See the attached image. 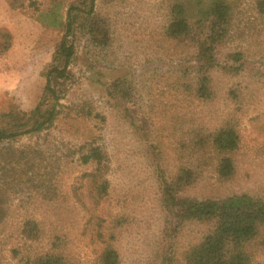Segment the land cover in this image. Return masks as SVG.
Masks as SVG:
<instances>
[{"label":"rangeland","instance_id":"obj_1","mask_svg":"<svg viewBox=\"0 0 264 264\" xmlns=\"http://www.w3.org/2000/svg\"><path fill=\"white\" fill-rule=\"evenodd\" d=\"M171 1L94 0L96 12L111 25V45L99 49L76 33L73 76L61 114L49 130L14 142L56 156L60 171L52 182V199L29 188L6 203L0 224L2 264H28L50 248L55 236L71 264H100L106 243L117 251L119 264H164L171 256L180 260L186 246L208 229L187 222L174 236L166 229L162 181H172L180 167L197 173L180 196L247 193L264 200V14L256 9V0H234L230 40L216 53L219 65L230 64L227 53L239 52L242 59L234 74L211 71L213 95L204 100L195 93L194 49L163 33ZM77 2L0 0V32L11 35L9 50L0 51V121L7 112L31 111L42 93L60 34L41 26L38 12L52 4L65 10ZM117 81L121 91L111 87ZM229 118L237 123L240 143L231 155L235 173L223 180L209 163L211 153L196 151L192 142ZM88 143L105 156L99 176L108 188L97 204L78 191L83 174L94 168L76 154ZM29 219L42 230L36 241L22 235ZM250 252L264 262V226Z\"/></svg>","mask_w":264,"mask_h":264},{"label":"trees","instance_id":"obj_2","mask_svg":"<svg viewBox=\"0 0 264 264\" xmlns=\"http://www.w3.org/2000/svg\"><path fill=\"white\" fill-rule=\"evenodd\" d=\"M255 5L258 12L264 14V0H256ZM233 13L234 0H172L169 4L163 33L168 39L178 44L186 43L194 49L195 93L198 98H212V70L220 68L227 74L238 71L236 67L239 66L234 65L242 59L241 53H227L225 62L230 64L225 65H219L216 53L230 40ZM36 20L41 26L56 30L60 37L44 72L45 83L34 108L29 112L1 115L0 224L6 215L5 205L12 195L29 188L37 189L44 199H52L55 193L52 182L60 171L56 156L48 158L40 148L31 144L15 146L14 142L23 135H39L49 130L61 114L66 84L73 76L71 66L77 53L76 33L82 32L99 49L109 47L112 42L111 25L105 16L96 12L94 0H78L77 4H69L65 10L60 4L49 5L38 12ZM10 38L9 33L0 32V51L9 50ZM111 87L116 91L122 90L120 81ZM230 92L236 97L233 91ZM192 143L195 150L205 151L204 155L211 153L209 163L220 179L228 180L234 175L235 164L231 155L239 147L240 136L233 118L205 136L198 133ZM76 154L82 164L94 167L92 172L83 174V183L78 191L97 204L108 188L107 182L99 176L105 156L94 143L83 144ZM196 177L193 170L180 167L172 181H162L166 229L171 236L186 222L208 226L199 239L186 246L180 260L171 256L165 259L164 264H264L255 261L250 252L264 226V200L247 193L202 199L180 196L186 187L195 183ZM22 235L29 241L40 239L42 230L39 223L26 220ZM112 237V233L109 234V238ZM59 247L55 236L50 248L29 258L28 264H71ZM99 255L100 264H119L118 253L111 243H106Z\"/></svg>","mask_w":264,"mask_h":264}]
</instances>
